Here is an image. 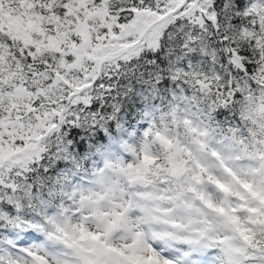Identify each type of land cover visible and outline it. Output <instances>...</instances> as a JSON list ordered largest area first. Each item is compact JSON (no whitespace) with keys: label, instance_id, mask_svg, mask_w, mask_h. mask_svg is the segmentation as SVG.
<instances>
[{"label":"snow or ice","instance_id":"snow-or-ice-1","mask_svg":"<svg viewBox=\"0 0 264 264\" xmlns=\"http://www.w3.org/2000/svg\"><path fill=\"white\" fill-rule=\"evenodd\" d=\"M0 264H264V0H0Z\"/></svg>","mask_w":264,"mask_h":264}]
</instances>
